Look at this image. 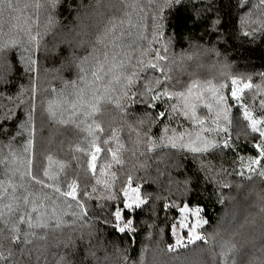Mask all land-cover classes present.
<instances>
[{
    "label": "snow or ice",
    "instance_id": "obj_1",
    "mask_svg": "<svg viewBox=\"0 0 264 264\" xmlns=\"http://www.w3.org/2000/svg\"><path fill=\"white\" fill-rule=\"evenodd\" d=\"M60 3L61 0H34L32 4L21 6L20 0H0V36L4 37L0 39V60L8 70L0 76V264H109L104 245L93 243L99 231L96 225L113 224V231L126 235L135 231L132 220L123 221V210L133 206L139 208L147 201L142 198L141 186L135 184L131 174L121 185L122 201L121 192L115 188L118 176L111 169L114 164H124L121 153L126 145L122 142L123 127L109 124L105 129L97 120L107 105L121 113L122 118L130 115L129 106L144 105L135 126L128 124L130 132L135 134L131 141L133 155L142 145L149 153L157 148H171L202 154L221 147V143L223 148H229L232 143L231 103L236 102L247 127L253 134H258L252 137L255 154L239 157L240 171L237 174L243 176L246 169L249 173L247 179L259 176L264 180V91L259 101L260 115L254 116L248 105L243 103L242 96L246 89L253 88L251 78L245 80L222 71L223 80L219 83L192 80L184 90H176L179 81L173 83L171 73L177 64V54L173 53L172 57L168 54V42L164 39V10L175 7L179 11L183 0H164L152 13L150 26L146 7H151L152 0H148L146 6H141L138 0H95L94 5H81L92 7L94 17H103L101 8L123 11V15L109 16L103 30L96 32L92 41L76 40L77 36L88 35L89 28L95 26L87 23V15L77 16L80 23L75 36L71 30L60 34L51 51L55 52L61 44L68 46L61 68L73 70L74 78L61 77L62 86L51 88V98L40 105L38 125L36 80L39 60L34 58V53L39 52L44 36L56 26L55 12ZM233 6L244 13L242 22L251 25L250 31L243 33L245 37L256 32L264 33V0H236ZM30 7L34 9L35 19L24 14ZM137 10L139 22L133 23L132 12ZM42 14L44 21L41 25ZM254 14L258 15L252 19ZM21 19L22 24H12L9 31H4L9 20ZM33 25L36 26L35 34ZM132 29L136 30L135 38ZM149 30L150 39L146 35ZM80 49H83V54H78ZM137 52L139 54L135 55ZM15 57L19 59L23 74L29 76V82L27 86L22 83L16 85V91L11 92L14 83L10 78L11 66ZM183 58L184 55L179 54V59ZM34 73L37 75H32ZM260 75L264 78V73ZM256 88L264 89V84ZM25 94L28 95L27 100L24 99ZM12 104L15 107L9 106ZM25 105L26 111L18 114ZM198 109L207 110V117L211 120L208 127H205L207 119L198 114ZM176 116H183L199 127L195 138L192 133L177 135L169 128ZM165 117L169 125H164L157 136L153 126L159 127ZM68 126L82 134L79 142L69 141L68 144L69 154L76 161L75 168L69 161L54 159L51 153L37 148L38 133L41 140L52 143L57 129ZM46 128L49 134L44 138L42 134ZM212 133L217 135V139L208 138ZM17 140L22 143L17 145ZM59 143L63 148L65 141ZM224 186L227 187L226 184ZM187 192L185 187L180 191V197ZM93 199L100 211L107 210L105 217L90 214L88 202ZM163 207L175 212L169 227L176 236V243L168 245L169 252H175L177 246L187 247L185 237L188 245L197 241L208 245L212 240L217 250L199 248L193 255L198 257L205 251H211L213 264H264V207L261 208L258 225L255 217L240 225V229L248 225L251 232L237 230L232 234L242 236L239 246L231 238L217 240L218 231L201 234L199 230L208 221L202 217V208L198 204L178 198ZM178 230L184 235H179ZM257 231L261 255L247 256L242 252L243 245L252 244L254 247ZM80 244L85 245L82 256L79 254ZM100 250H105L103 258L97 255ZM176 260L177 264H201L180 260L179 257ZM123 264H144L143 252L138 260L124 255Z\"/></svg>",
    "mask_w": 264,
    "mask_h": 264
},
{
    "label": "trees",
    "instance_id": "obj_2",
    "mask_svg": "<svg viewBox=\"0 0 264 264\" xmlns=\"http://www.w3.org/2000/svg\"><path fill=\"white\" fill-rule=\"evenodd\" d=\"M33 2L34 0H20L21 6L24 3L32 4ZM138 2L141 6L148 5V0H138ZM163 3L164 0H152L151 7H146L149 26L152 13L158 5ZM235 3L236 0H183V6L180 7L179 11L175 7L165 8L166 34L164 39L168 42L169 56L172 57L173 53L177 54V64L173 67L171 75L173 83L179 81L176 90H184L187 83L192 80H199L200 82L212 80L219 83L223 80L220 75L222 71L243 77L245 80L251 78L253 88L243 93V103L248 105L254 116H258L260 115L261 92L264 91V89L256 88L257 85L264 84V78L260 75L264 73V33L256 32L247 37L243 35L245 31H250L251 25L242 22L241 17L244 16V13L233 6ZM94 4L95 0H61L60 6L55 12L56 26L48 35L44 36L39 52L34 53V58L39 60L38 79L36 80L38 125L40 105L42 101L51 98V88L59 89L62 86L61 77L64 79L74 78L73 70L61 68L62 58L66 55L68 46L61 44L55 52L51 51L60 34L71 30L72 36H75L80 23L77 16L84 17L87 15L89 16L87 23L95 26L89 28L88 35L77 36L76 40L92 41L96 32L103 30L109 16L121 17L123 15V11H116L115 9L109 11L101 8L100 11L104 12L103 17H94L92 7L81 6ZM24 14L35 19L34 9L31 7ZM14 15H19V13H14ZM256 15L258 14H254L252 19H255ZM205 17L207 20L204 19ZM245 19L247 18L245 17ZM43 21L44 16L42 14L41 25ZM132 21L133 23L139 22L138 10L132 12ZM15 23L22 24L23 20H9L4 25V31H9L11 25ZM35 30L36 26L33 25V34H35ZM13 31L15 30L13 29ZM41 31H43L42 27ZM132 31L134 33L133 38H135L136 30L132 29ZM146 35L150 39L151 31L149 30ZM3 38L0 36V39ZM143 43L146 45V41ZM78 54H83V49L78 50ZM138 54L137 52L135 55ZM179 54L184 55L183 60L179 59ZM188 56H191L192 59H187ZM215 63L220 66L217 70H208L204 67L207 64L215 66ZM45 69L49 71L46 72ZM55 69L60 70L55 71ZM7 71L3 61L0 60V76L5 75ZM11 73L10 78L14 82L10 89L11 92L16 91L18 84L28 85L29 76L23 74L18 57L12 59ZM24 99H28L27 94H25ZM9 106L15 107L14 104ZM231 107L232 126L230 134L232 143H230L229 148H223L221 143V147L210 149L208 153L202 154L171 148H157L149 153L142 145L133 155L134 146L131 141L135 139V134L130 132L128 124L132 123L135 126V120L143 112L144 105L137 103L129 106L127 110L130 115L127 118H122V114L112 106H105L102 115L98 116L97 120L103 124L105 129L108 128L109 124L117 128L123 127L121 136L122 142L126 145L121 153L124 164L122 166L114 164L111 169L118 176L115 188L121 192L122 201L121 185L125 182L126 176L131 174L135 184L141 186L142 198L147 201L139 208L123 210V221L132 220L134 232H127L126 230V235L113 231V224L98 223L96 225L99 231L93 243L104 245L109 256V264H123L124 255L133 260H138L142 252L144 264H177V257L189 262L213 264L211 251H205L198 257L193 255L194 250L199 248L217 250L215 249V241L212 240L209 241L208 245L203 242H196L175 252L168 251V245L174 243L169 225L173 222L175 212L165 209L163 205L165 203L170 204L178 198L188 200L193 205L198 204L202 208L201 215L208 221L203 227L202 233L218 231L217 240L221 237L224 239L231 238L239 246L242 243V236L232 234L237 230L241 233L251 232L248 225H245L244 229H240V225L245 224L246 219L251 220L253 217H255L257 225L260 223L261 208L264 207V180L259 176H255L251 180L247 179L249 173L246 169L243 176L237 174L240 171L239 157L247 158L255 154L252 148L254 143L252 137L258 134H253L247 127V122L244 121L238 111V105H234L232 102ZM26 109L27 106L25 105V108L20 109L18 114H22ZM162 119L163 124L159 127L153 126L152 129L157 136L161 134L164 125H169L167 117ZM210 124L209 119L205 127ZM169 128L175 130L177 135L181 132L187 134L200 131L198 126L192 125L183 116H176ZM48 134L46 128L42 135L47 138ZM169 135H171V131ZM220 135L223 136V134ZM81 136L82 134L77 133L71 126L60 127L57 129L52 143L41 140V135L38 133L37 148L45 153H51L54 159L69 161L75 168L76 161L69 154L68 144L69 141L72 143L79 142ZM208 138L215 140L217 135L212 133L208 135ZM61 140L65 141L63 148L59 143ZM21 143V140L16 141L17 145ZM141 151L144 152L143 155L140 154ZM225 184L227 187L224 186ZM185 187L188 192L185 196L180 197L179 193ZM221 199L223 200L222 203L220 202ZM236 200L238 203L234 205ZM100 203H103V200ZM88 207L93 216L103 218L107 215V210L102 212L96 207L95 199L88 202ZM255 235L254 247L252 244L243 245L242 252L246 253L247 256L259 257L261 255V240L258 231ZM84 247V244L79 245L81 256L84 254ZM117 249L120 251L117 252ZM105 250L98 251L97 255L103 258Z\"/></svg>",
    "mask_w": 264,
    "mask_h": 264
},
{
    "label": "rangeland",
    "instance_id": "obj_3",
    "mask_svg": "<svg viewBox=\"0 0 264 264\" xmlns=\"http://www.w3.org/2000/svg\"><path fill=\"white\" fill-rule=\"evenodd\" d=\"M204 67H206L208 70H217V69H219V65L217 64V63H215V66L213 65V64H207V65H205ZM213 68V69H212ZM201 83H204V82H201ZM214 83H216V82H214ZM247 90V89H246ZM245 90V91H246ZM243 95V94H242ZM208 98L209 99H211V97H210V94H208ZM234 103V105H237V103L236 102H233ZM198 114L199 115H202V116H204L207 120H209L210 118H208L207 117V110L206 109H203V110H201V109H198ZM210 122H211V120H210ZM195 134H196V132H193L192 133V135H193V138H195ZM175 150H187V149H175ZM236 203H238V200H236L235 201V203H234V205H236ZM241 205V204H240ZM136 207L135 206H133L132 208H129L128 210H133V209H135ZM242 210V209H241ZM240 210V211H241ZM122 223H123V221H122ZM205 226V225H204ZM203 226V227H204ZM203 227H202V229H203ZM202 229H200L199 231L201 232V234H203L202 233ZM186 231V230H185ZM178 234L179 235H184V232H181L180 230H178ZM173 237H174V243H173V245H175V243H176V236H174L173 235ZM197 242H202V241H197ZM184 243L187 245V247L188 246H190V245H188L187 244V239H186V237H185V240H184ZM183 248H186V247H180V246H177L176 247V250H179V249H183Z\"/></svg>",
    "mask_w": 264,
    "mask_h": 264
}]
</instances>
